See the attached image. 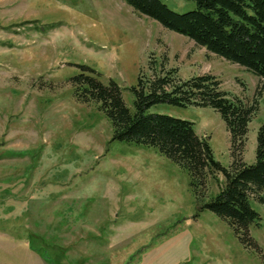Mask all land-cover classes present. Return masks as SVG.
I'll return each mask as SVG.
<instances>
[{
	"label": "rangeland",
	"instance_id": "obj_1",
	"mask_svg": "<svg viewBox=\"0 0 264 264\" xmlns=\"http://www.w3.org/2000/svg\"><path fill=\"white\" fill-rule=\"evenodd\" d=\"M175 11L193 0H161ZM210 72L244 102L256 97L241 158H255L264 77L207 51L123 0H0V264H264V203L251 200L255 247L202 201L185 169L151 145L110 140L109 120L79 101L69 80L81 64L120 87L133 110L138 76ZM165 56V60L163 57ZM144 75V76H143ZM145 112L188 119L227 166L229 134L209 105L156 102Z\"/></svg>",
	"mask_w": 264,
	"mask_h": 264
},
{
	"label": "trees",
	"instance_id": "obj_2",
	"mask_svg": "<svg viewBox=\"0 0 264 264\" xmlns=\"http://www.w3.org/2000/svg\"><path fill=\"white\" fill-rule=\"evenodd\" d=\"M123 1L207 51L264 77V0H193V8L180 12L161 0ZM154 63L150 55V75H139L136 85L130 87L133 110L124 104L114 80L102 82L85 64L69 77L73 94L79 101L96 102L109 120V141L151 145L185 169L197 200L202 198L208 178L221 173L223 180L217 192L198 207L224 218L241 242L255 247L249 225H257L259 215L250 201L264 203V122L257 130L254 160L246 163L241 158L247 122L257 108L255 95L250 102H244L220 88V80L210 72L181 78L175 73L176 67H165L161 60L156 69ZM156 102L209 105L217 110L229 134L230 163L222 165L213 157L207 137L195 133L190 120L145 112Z\"/></svg>",
	"mask_w": 264,
	"mask_h": 264
}]
</instances>
